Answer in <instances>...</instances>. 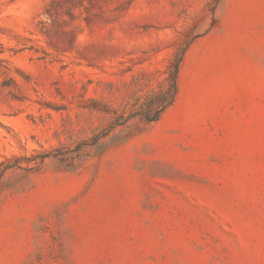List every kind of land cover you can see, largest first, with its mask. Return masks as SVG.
<instances>
[{
	"label": "rangeland",
	"instance_id": "obj_1",
	"mask_svg": "<svg viewBox=\"0 0 264 264\" xmlns=\"http://www.w3.org/2000/svg\"><path fill=\"white\" fill-rule=\"evenodd\" d=\"M54 150L0 175V264H264V0H0V164Z\"/></svg>",
	"mask_w": 264,
	"mask_h": 264
},
{
	"label": "trees",
	"instance_id": "obj_2",
	"mask_svg": "<svg viewBox=\"0 0 264 264\" xmlns=\"http://www.w3.org/2000/svg\"><path fill=\"white\" fill-rule=\"evenodd\" d=\"M220 0H217V2ZM182 62V55H176L175 59L172 61L170 68H169V74H168V86L165 89H162L158 92H154L152 95H150L146 100L141 102L139 104V107L137 110H135L130 117H136L139 116L142 120L152 123L158 121L161 116L164 114V112L173 105L175 102L177 95H178V76L180 72V66ZM129 119L128 117L124 118L123 116H120L121 124L125 123L126 120ZM100 139V135L95 136L91 140L90 145H96ZM85 144L89 143H82L77 146L79 149L77 152H79V155L81 154L82 148ZM74 152V151H69ZM83 153V152H82ZM53 158L58 162L64 163L66 167L74 168L75 163L74 157L72 155H69L68 152L60 153L58 150H54L51 152H41L37 153L35 155H32L31 157H20V158H14L13 160L7 159L4 162L0 164V175L2 176L5 174L6 171L10 169H23L26 171L33 170L38 168L41 164L45 162L46 159ZM27 163V166L24 168L22 166V163ZM34 165V166H32Z\"/></svg>",
	"mask_w": 264,
	"mask_h": 264
}]
</instances>
